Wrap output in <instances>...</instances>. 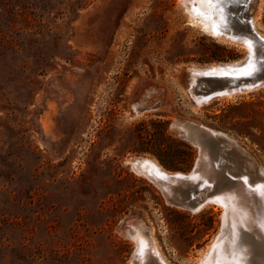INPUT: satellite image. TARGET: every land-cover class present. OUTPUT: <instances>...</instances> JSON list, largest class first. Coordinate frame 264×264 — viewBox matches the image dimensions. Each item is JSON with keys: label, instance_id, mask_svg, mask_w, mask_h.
Returning <instances> with one entry per match:
<instances>
[{"label": "rangeland", "instance_id": "374dc122", "mask_svg": "<svg viewBox=\"0 0 264 264\" xmlns=\"http://www.w3.org/2000/svg\"><path fill=\"white\" fill-rule=\"evenodd\" d=\"M210 4L222 18L240 11V0ZM200 29L179 0H0V264H138L125 218L146 222L171 264L206 251L223 206L169 205L126 162L190 171L197 147L169 128L180 118L234 138L225 159L239 173L258 178L245 151L264 170V86L195 106L180 72L264 61V46L250 53ZM147 92L157 108L128 117Z\"/></svg>", "mask_w": 264, "mask_h": 264}, {"label": "water", "instance_id": "95a60500", "mask_svg": "<svg viewBox=\"0 0 264 264\" xmlns=\"http://www.w3.org/2000/svg\"><path fill=\"white\" fill-rule=\"evenodd\" d=\"M248 2L249 0H240V11H234V14L226 12L223 24L231 34L238 36L241 44H245L248 39L252 44L253 40H256L264 46V40L260 39L252 30ZM245 60H248V58ZM248 61L250 62V68L240 73L235 72L234 69L229 74L222 72L220 69L209 73H197L198 69L192 66L182 68L180 72L184 77V84L189 96L215 98L221 93L250 91L264 86V61H255L251 58ZM225 65H228V63ZM160 90L161 88L155 87L152 92L154 94ZM145 96L149 98L150 94L145 93L143 97L132 104L128 117L157 108L160 101L159 97L155 102L149 104ZM169 128L174 134L197 147V157L190 171L184 173L167 170L169 171L167 174L163 171L153 172L140 167L142 157L131 158V168L133 167L134 172L145 176L158 187L165 202L169 205L190 212H197L210 202H220L225 215L222 227L225 228L229 214L235 215L239 223L237 226L243 244L249 248L251 253V260L257 249L264 247V234L260 229V223L264 221V218L261 211L255 212L253 210L254 204H256L252 200L254 192L249 190L250 188L245 185L244 180L238 175L237 163L234 159H225L228 155V149L231 148L228 146L227 135L222 132L211 131L207 127L197 125L194 122L183 123L179 118L171 121ZM212 143L216 155L213 159L209 156L210 144ZM224 153H226V156H221ZM224 159L225 161H222ZM209 162L212 163V167L216 166L220 170L217 177H207L205 174V167ZM129 219L122 220L120 228H123L125 224L128 226ZM133 257L137 258L135 250ZM256 264H264V262L260 260Z\"/></svg>", "mask_w": 264, "mask_h": 264}, {"label": "bare ground", "instance_id": "6f19581e", "mask_svg": "<svg viewBox=\"0 0 264 264\" xmlns=\"http://www.w3.org/2000/svg\"><path fill=\"white\" fill-rule=\"evenodd\" d=\"M191 1L192 0H179V3L183 5L184 12L187 13V23L189 25L198 26L199 28H201L200 30L208 32L213 37H221L222 39L224 38L235 43H240L238 36L231 34L229 32V29L223 24L224 21L220 15V10L214 11L213 5L208 2L202 3L201 0H196L199 1V3L198 5L193 6L190 3ZM248 6L251 12L252 30L260 39L264 40V31H261L259 29L260 27L257 24V20L258 18H260L262 5H258L257 0H249ZM243 45L248 48L250 53L252 52L253 46L250 40L247 39L245 44ZM249 51L247 53H249ZM248 57V60L252 58L251 55H249ZM248 60L237 62L234 60L235 62H230L228 63V65L218 63L215 65H200L201 67L192 65V67L198 69L197 73H209L216 69H220L222 72L227 74H229L232 69H234L235 72L240 73L250 68V62ZM235 93H221L218 97L231 98ZM190 98L192 99V102L195 106H201V104L208 103L212 99H214V97L203 98V96H190ZM179 120L183 123L188 122L187 120L180 118ZM227 137L229 141L228 146L234 147V138L229 136ZM244 153L246 154L244 156L245 169L249 170V172L252 171L254 174H257L258 178L256 180H251L250 177L246 175V173H238V175H240V178L244 180L245 185L250 188L249 190L254 192V194H252V200H254L256 204H254L253 210L255 212L261 211L264 218V187H261L264 186V170L261 166H257L256 162L253 159L247 157L250 156L249 153H247L246 151ZM126 162L130 163V159H127ZM212 166V163L209 162V164H207V166L205 167V174L207 175V177H217L220 173V170ZM140 167L143 169L147 168L153 172L163 171L166 174L169 173V171L165 170L156 160L151 158L142 157L140 161ZM217 204L222 205L220 202H217ZM224 217L225 215L224 213H222V223H224ZM237 224L239 223L237 222L235 215L229 214L225 223V228L222 227L218 231L215 238L211 243H209L210 245L207 247V249H205L206 251L201 252L200 256L192 264H204L205 261H207V264H250L251 253L249 251V248L245 244H243ZM260 227L261 232H263L264 234V221L260 223ZM127 234L134 241L135 254L137 256L135 260L138 262V264H145L150 259H152V262H154L155 264H171L162 254L158 242L155 240L152 234V229L146 224V222H143L142 220L128 221ZM256 253L264 254V248L257 249Z\"/></svg>", "mask_w": 264, "mask_h": 264}, {"label": "trees", "instance_id": "16d2710c", "mask_svg": "<svg viewBox=\"0 0 264 264\" xmlns=\"http://www.w3.org/2000/svg\"><path fill=\"white\" fill-rule=\"evenodd\" d=\"M222 49H224V48H222ZM217 57L218 56H214V58H217ZM164 131H165V126L162 125L161 132H160L161 137H165ZM184 146L186 147V145H184ZM170 167H176V166H170Z\"/></svg>", "mask_w": 264, "mask_h": 264}, {"label": "snow or ice", "instance_id": "6c2138e0", "mask_svg": "<svg viewBox=\"0 0 264 264\" xmlns=\"http://www.w3.org/2000/svg\"><path fill=\"white\" fill-rule=\"evenodd\" d=\"M201 2H202V3H203V2H208V3H210L211 0H201ZM194 11H195V10H194ZM261 187H264V186H261ZM204 264H207V261H205Z\"/></svg>", "mask_w": 264, "mask_h": 264}]
</instances>
